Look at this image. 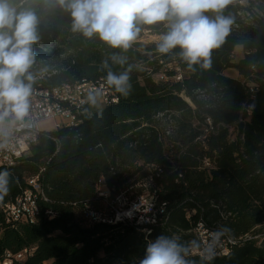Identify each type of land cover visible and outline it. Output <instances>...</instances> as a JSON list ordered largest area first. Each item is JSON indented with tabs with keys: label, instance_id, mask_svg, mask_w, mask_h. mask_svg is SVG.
<instances>
[{
	"label": "trees",
	"instance_id": "obj_1",
	"mask_svg": "<svg viewBox=\"0 0 264 264\" xmlns=\"http://www.w3.org/2000/svg\"><path fill=\"white\" fill-rule=\"evenodd\" d=\"M239 1L223 8L233 24L203 69L189 68L174 54L179 49L161 54L156 42L141 41L144 30L166 31L163 23L142 25L122 51L73 32L71 17L54 2L30 0L39 19L33 90L106 78L105 60L116 74L128 71L130 88L100 109L88 107L70 126L41 131L30 151L0 166L9 173L7 192H0V255L33 248L23 264H137L148 240L161 234L178 237L189 252L199 249L200 228L217 234L227 252L190 253L193 264H264V9L254 14ZM237 47L244 54L234 61ZM113 54L125 62L114 63ZM160 116L170 118L171 131ZM32 177L42 193L37 221L11 226L1 206ZM100 178L113 201L138 181L155 192L164 213L147 237L135 223L86 220L82 206L96 207Z\"/></svg>",
	"mask_w": 264,
	"mask_h": 264
},
{
	"label": "clouds",
	"instance_id": "obj_2",
	"mask_svg": "<svg viewBox=\"0 0 264 264\" xmlns=\"http://www.w3.org/2000/svg\"><path fill=\"white\" fill-rule=\"evenodd\" d=\"M54 2L71 17L73 32L87 39L98 37L112 49L127 51L140 36L142 25L163 23L166 31L156 37V50L172 54L174 50L189 68L211 67V52L228 36L233 18L223 15L232 0H46ZM30 0H0V128L24 126L29 115L30 97L36 76L34 45L39 41V19L26 6ZM114 63L123 64L113 54ZM106 83L126 94L129 74L114 73L105 60ZM90 100L94 101L92 96ZM8 172H0V192H7ZM189 246L174 235L161 234L148 240L137 264H193Z\"/></svg>",
	"mask_w": 264,
	"mask_h": 264
},
{
	"label": "built area",
	"instance_id": "obj_3",
	"mask_svg": "<svg viewBox=\"0 0 264 264\" xmlns=\"http://www.w3.org/2000/svg\"><path fill=\"white\" fill-rule=\"evenodd\" d=\"M159 78H163V75H159ZM176 79H180V76ZM90 96L99 97L103 104L117 101L116 89L106 83V78H101L98 83H92L87 87H79V85H71V89L54 87L48 92L32 94L29 115L25 117L24 126L21 127L19 123L9 126L6 120L4 126L0 128V164L6 167L11 166L19 159V153L30 151L39 133L45 131L39 126L41 121L51 119L55 121L56 127L76 122L78 116L85 114L87 108L92 106L93 101L89 99ZM206 164L208 165L207 161ZM27 183L29 188L23 191L14 202L1 206L5 222L11 226L19 223L34 224L37 221L39 214L37 198L39 195L42 196L38 177L28 179ZM109 195L104 179L100 178L96 183L94 201L107 205V209L101 210L89 203H84L82 209L87 221L106 224L125 221L135 223L141 227L144 236L147 237L151 233V226L157 225L164 213V206H157L155 192L136 196L122 209L116 207V202L121 199L122 194L116 196L114 201L109 199ZM50 215V218L54 216L53 213ZM224 249H226L225 252L222 250L209 252L201 245L199 249L190 250V252L209 258L213 254H225L227 248L224 246ZM32 252L33 248L23 249L17 253L6 250L0 255V264H23Z\"/></svg>",
	"mask_w": 264,
	"mask_h": 264
},
{
	"label": "rangeland",
	"instance_id": "obj_4",
	"mask_svg": "<svg viewBox=\"0 0 264 264\" xmlns=\"http://www.w3.org/2000/svg\"><path fill=\"white\" fill-rule=\"evenodd\" d=\"M239 4L242 6H246V7H251V10L254 14H260V10L264 9V0H241L239 1ZM250 18H246L244 19V24L247 25L248 21ZM156 37H158V35L152 34L146 30L143 31V36L141 38V41L143 42H156ZM70 55H72L73 57H77L79 55V52L76 50H72L69 52ZM243 49L241 47H237L234 50L233 53V60L237 61L239 58H241L243 56ZM89 55L84 56V58H89ZM225 74L232 76V75H237L235 70H226ZM95 102H92V107L91 110L93 109H100L104 106L103 102L101 101V99L99 97H95L94 98ZM159 123L161 125V127L165 128L166 130L171 131V126H172V122L170 121V118L167 117H159ZM54 124L53 120L51 119H46L43 120L39 123V126L41 128L44 129H48L50 127H52ZM165 135H168L167 132L165 133ZM166 141V139H165ZM142 181H138L136 184H134L131 188L128 189V192H123L122 193V197L119 201L116 202L117 204V208L122 209L123 207H126V203H128L129 201H131V199L135 198L138 195H148L150 193L149 191V187L146 183L142 184ZM136 191H140V194L136 195L135 192ZM136 195L131 197V195ZM96 207L104 210L107 209V205H103V204H96ZM197 236L200 238V243L203 246L204 250H207L209 252H213V251H223L225 252L226 249H224L223 246V242L218 239V235L216 234H210V233H206V231L198 228L197 231ZM206 233V234H205ZM261 234H264V228H262L261 232L258 234V236H260ZM191 250H196V248H191ZM191 253V252H190ZM191 254H195L198 255L196 253H191Z\"/></svg>",
	"mask_w": 264,
	"mask_h": 264
},
{
	"label": "bare ground",
	"instance_id": "obj_5",
	"mask_svg": "<svg viewBox=\"0 0 264 264\" xmlns=\"http://www.w3.org/2000/svg\"><path fill=\"white\" fill-rule=\"evenodd\" d=\"M99 82V79L96 80V81H89V82H79V83H76L74 85H79V87H87L88 85H91L92 83H98ZM57 88H63V89H71V85H68V84H63ZM53 89V88H52ZM51 90V89H50ZM48 89L46 90H41V89H35L33 90V93L32 94H38V93H41V92H48L50 91ZM115 102V101H113ZM74 123V122H73ZM73 123H67V126H70L72 125ZM21 154V153H19ZM0 166H4V164H0Z\"/></svg>",
	"mask_w": 264,
	"mask_h": 264
},
{
	"label": "crops",
	"instance_id": "obj_6",
	"mask_svg": "<svg viewBox=\"0 0 264 264\" xmlns=\"http://www.w3.org/2000/svg\"><path fill=\"white\" fill-rule=\"evenodd\" d=\"M233 77H237V75H232ZM54 122V124H53V126L52 127H50V128H48V129H44V128H41V130H53V129H55L56 128V125H55V121H53Z\"/></svg>",
	"mask_w": 264,
	"mask_h": 264
}]
</instances>
